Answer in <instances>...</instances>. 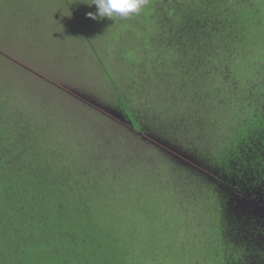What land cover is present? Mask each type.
<instances>
[{
    "label": "trees",
    "instance_id": "1",
    "mask_svg": "<svg viewBox=\"0 0 264 264\" xmlns=\"http://www.w3.org/2000/svg\"><path fill=\"white\" fill-rule=\"evenodd\" d=\"M114 1L140 43L131 55L142 62L146 52L147 61L136 67L145 79L141 90L169 87L172 103L187 99L193 109L174 117L144 102L166 128L134 115L142 130L165 137L185 158L182 168L199 186L195 196L208 217L181 218L182 209L171 205L151 226L152 211L134 217L136 203L119 209L117 181L93 175L95 166L85 159L88 175L81 174L83 183L69 197L63 173L45 166L49 150L14 123L0 127V264H15L13 256L21 264H178L177 254L179 264H264V0ZM23 157L28 166L7 170ZM66 162L53 164L64 172ZM174 195L164 193L169 202ZM113 209L117 218L107 214ZM183 227L185 239L178 237Z\"/></svg>",
    "mask_w": 264,
    "mask_h": 264
},
{
    "label": "rangeland",
    "instance_id": "2",
    "mask_svg": "<svg viewBox=\"0 0 264 264\" xmlns=\"http://www.w3.org/2000/svg\"><path fill=\"white\" fill-rule=\"evenodd\" d=\"M116 4L114 0H0V127L21 123L25 133L49 150L45 166L63 173L62 179L68 180L66 188L71 184L69 197L74 196L76 184L83 183L81 174L88 175L84 167L90 162L95 166L93 175L119 184L113 196L119 209V205L136 203L135 209L131 206L134 217L149 209L152 214L146 216L153 226L166 208L178 206L182 209L178 217H198L201 223L208 216L195 196L199 186L182 168L185 158L165 137L142 130L134 115L138 111L135 114L143 119L166 128L162 116L147 114L144 102L170 111L174 117L181 108L193 109L187 99L172 103L175 91H168L169 87L163 91L160 85H146L141 90L145 79L136 67L147 61L146 52L140 56L142 62L131 55L136 38L128 34L127 20ZM127 91H149L150 97L143 100ZM19 131L15 129V134L22 139ZM196 139L193 134L191 140ZM27 141L23 139L20 148ZM57 159L70 160L66 171H61V163L57 170L53 164ZM28 164L25 157L14 159L7 170ZM128 190L134 192L130 198L119 193ZM150 192H160L162 197ZM164 193L177 197L169 202ZM107 214L117 218L119 212L113 209ZM186 236V230L178 235ZM173 259L179 264L178 254ZM13 261L21 264L22 259L13 256Z\"/></svg>",
    "mask_w": 264,
    "mask_h": 264
}]
</instances>
